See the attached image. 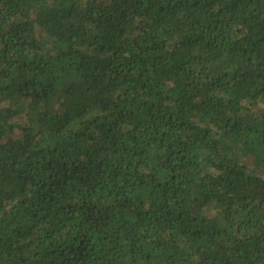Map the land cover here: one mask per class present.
I'll return each instance as SVG.
<instances>
[{
	"label": "trees",
	"instance_id": "obj_1",
	"mask_svg": "<svg viewBox=\"0 0 264 264\" xmlns=\"http://www.w3.org/2000/svg\"><path fill=\"white\" fill-rule=\"evenodd\" d=\"M0 264H264V0H0Z\"/></svg>",
	"mask_w": 264,
	"mask_h": 264
}]
</instances>
